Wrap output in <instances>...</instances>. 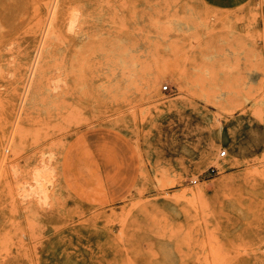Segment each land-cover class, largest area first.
<instances>
[{
  "label": "rangeland",
  "instance_id": "obj_1",
  "mask_svg": "<svg viewBox=\"0 0 264 264\" xmlns=\"http://www.w3.org/2000/svg\"><path fill=\"white\" fill-rule=\"evenodd\" d=\"M261 3L0 0V264H264Z\"/></svg>",
  "mask_w": 264,
  "mask_h": 264
},
{
  "label": "bare ground",
  "instance_id": "obj_2",
  "mask_svg": "<svg viewBox=\"0 0 264 264\" xmlns=\"http://www.w3.org/2000/svg\"><path fill=\"white\" fill-rule=\"evenodd\" d=\"M74 11V10H73ZM78 12V11H77ZM72 13V12H71ZM74 13V12H73ZM76 13V12H75ZM78 13H80V12H78ZM75 15V14H74ZM77 15V14H76ZM68 16H69V14H68ZM80 16V15H79ZM59 20V14L57 13V18H56V11H55V9L53 8V10L51 11V16H50V20H49V22H48V25H46L45 27H47V28H45L46 29V32H45V36H44V39H43V41H42V43L41 42H39V43H41V44H38V47H37V49H35L36 50V56L34 57L35 59H34V62H33V76L34 75H36V80L38 81L39 80V82H41V81H43V79H45L46 78V66H47V64H49L50 62H47V58H48V56H49V53L52 51V43L48 40L50 37H53V38H56V35L54 34V30L56 29V22ZM68 20V19H67ZM77 17L76 16H73L69 21H67V22H69V25L67 26V25H65L66 26V28L67 27H69L70 29H72V32H73V34H72V36L74 37V38H76V39H78L79 38V31H77V30H75V24H76V22H77ZM61 21H60V23H58V28H61ZM77 26V25H76ZM65 28V29H66ZM68 28V29H69ZM66 31V30H65ZM61 32V31H60ZM71 32V31H70ZM62 33V32H61ZM52 39V38H51ZM41 40V39H40ZM55 40V39H54ZM35 46H37L36 45V43H35ZM77 47V46H76ZM36 48V47H35ZM67 49V48H66ZM66 49L64 50V51H66ZM30 50V49H29ZM35 53V52H34ZM32 54V53H31ZM33 55V54H32ZM69 58H70V56H69ZM31 59H33V58H31ZM53 59V58H52ZM71 59V58H70ZM69 59V60H70ZM71 61V60H70ZM69 61V62H70ZM68 62V63H69ZM72 62V61H71ZM31 68V67H30ZM31 70V69H30ZM31 72V71H30ZM22 73V72H21ZM31 74V73H30ZM29 76V73H28V70H27V76L26 77H28ZM38 78V79H37ZM36 81V82H37ZM25 86V85H24ZM25 88V87H24ZM26 89V88H25ZM66 89V88H65ZM23 95V94H22ZM22 100V99H21ZM87 152V151H86ZM221 151H219V153H220Z\"/></svg>",
  "mask_w": 264,
  "mask_h": 264
},
{
  "label": "crops",
  "instance_id": "obj_3",
  "mask_svg": "<svg viewBox=\"0 0 264 264\" xmlns=\"http://www.w3.org/2000/svg\"><path fill=\"white\" fill-rule=\"evenodd\" d=\"M260 17L264 25V0H262L261 7H260Z\"/></svg>",
  "mask_w": 264,
  "mask_h": 264
},
{
  "label": "built area",
  "instance_id": "obj_4",
  "mask_svg": "<svg viewBox=\"0 0 264 264\" xmlns=\"http://www.w3.org/2000/svg\"><path fill=\"white\" fill-rule=\"evenodd\" d=\"M225 153V151H223V153L222 154H224Z\"/></svg>",
  "mask_w": 264,
  "mask_h": 264
}]
</instances>
